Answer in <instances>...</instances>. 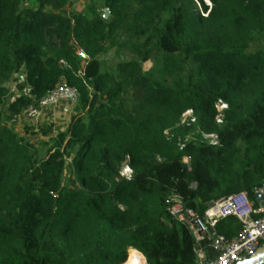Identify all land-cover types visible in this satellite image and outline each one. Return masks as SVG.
Segmentation results:
<instances>
[{
    "label": "trees",
    "instance_id": "trees-1",
    "mask_svg": "<svg viewBox=\"0 0 264 264\" xmlns=\"http://www.w3.org/2000/svg\"><path fill=\"white\" fill-rule=\"evenodd\" d=\"M68 2L0 0V264H124L131 249L193 264L195 239L167 199L202 215L264 184V0H104L108 19ZM119 44L128 58L104 71ZM62 80L75 114L39 148L13 122ZM242 226L229 216L217 230L231 239Z\"/></svg>",
    "mask_w": 264,
    "mask_h": 264
},
{
    "label": "built area",
    "instance_id": "built-area-1",
    "mask_svg": "<svg viewBox=\"0 0 264 264\" xmlns=\"http://www.w3.org/2000/svg\"><path fill=\"white\" fill-rule=\"evenodd\" d=\"M81 57L86 59L84 53ZM62 63L65 64V62ZM76 99V89L61 82L38 103L29 105L24 113L29 118L38 119L44 108L56 105L63 100L75 102ZM225 105L222 102L217 104L218 110L226 109L227 105L224 107ZM186 114L190 116L192 110L187 111L183 117ZM185 118H182V123L187 121ZM192 121L195 119L192 118ZM221 121L219 116L218 122ZM204 136L211 139L212 144H217L216 136ZM184 160L188 162V157H185ZM259 194L264 197V184L254 192L245 190L238 195L212 200L207 204L202 215H197L185 208L177 195L167 199V211L171 218L185 223L193 234L197 256L193 264H235L250 257L264 244V204L257 199ZM229 216H236L243 224L239 234L231 239L220 234L217 230L218 222ZM136 251L129 250L126 262L129 260L130 254ZM138 253L141 258L137 264H147L146 258L140 252Z\"/></svg>",
    "mask_w": 264,
    "mask_h": 264
},
{
    "label": "rangeland",
    "instance_id": "rangeland-1",
    "mask_svg": "<svg viewBox=\"0 0 264 264\" xmlns=\"http://www.w3.org/2000/svg\"><path fill=\"white\" fill-rule=\"evenodd\" d=\"M199 10L202 11L201 4L198 3ZM205 4L210 5L209 0H205ZM109 9L105 6L104 0H69L66 6V12H81L85 13L89 17L93 16H101L103 17L105 11ZM205 15V14H204ZM111 16V13L109 17ZM121 44L118 46H110L108 51L105 54L100 56L101 61L103 63V70L111 72L116 65L125 59L128 58V54L126 51L122 50L120 52L119 48ZM144 70L148 71L152 68V62H146L143 64ZM25 76L24 72L18 75L16 79L11 80L7 87L12 90L16 91V85L19 81H24ZM62 82H65L64 80ZM25 92H28L27 90ZM76 102L63 100L57 103L56 105L49 106L50 109L42 113L38 119L29 118L24 112L22 115L15 117L14 129L19 134L28 138L33 144L38 146L39 148L43 147V141H48L49 138L56 136L59 130H66L70 124V120L73 115V111L75 110ZM59 105V106H58ZM55 106V108H53ZM58 111V112H57ZM54 112V113H51ZM51 113V114H50ZM189 115L186 114L187 119ZM194 133H190L185 137V142L189 144V142L194 139ZM205 138V137H204ZM182 140V139H181ZM52 143H47L46 147H49ZM188 150L191 151L189 145L187 146ZM126 167V164L120 174L122 178L129 179L132 175V170L128 167L130 171L127 174H123ZM73 172V164L71 159H68L66 162L65 167V176L66 182L69 184V179L72 176ZM137 252V251H136ZM138 253V252H137ZM140 255V254H139ZM128 262V261H127ZM127 262L125 264H127Z\"/></svg>",
    "mask_w": 264,
    "mask_h": 264
},
{
    "label": "water",
    "instance_id": "water-1",
    "mask_svg": "<svg viewBox=\"0 0 264 264\" xmlns=\"http://www.w3.org/2000/svg\"><path fill=\"white\" fill-rule=\"evenodd\" d=\"M109 15L110 10L107 9L103 17L105 19H108ZM257 199L259 201H262V203L264 204V197L261 194L258 195ZM235 264H264V244L259 247L250 257Z\"/></svg>",
    "mask_w": 264,
    "mask_h": 264
},
{
    "label": "bare ground",
    "instance_id": "bare-ground-1",
    "mask_svg": "<svg viewBox=\"0 0 264 264\" xmlns=\"http://www.w3.org/2000/svg\"><path fill=\"white\" fill-rule=\"evenodd\" d=\"M126 168H128V167H126ZM140 258H141V256L139 255V253H137V252L131 253L127 264H137L139 262Z\"/></svg>",
    "mask_w": 264,
    "mask_h": 264
},
{
    "label": "crops",
    "instance_id": "crops-1",
    "mask_svg": "<svg viewBox=\"0 0 264 264\" xmlns=\"http://www.w3.org/2000/svg\"><path fill=\"white\" fill-rule=\"evenodd\" d=\"M62 81H63V80H62ZM62 81H61V82H62ZM58 106H59V105H58ZM53 108H55V106H54ZM48 109H50V108H49V107L44 108V109L42 110V113L44 114V112L47 111ZM57 112H58V111H57ZM51 113H54V112H51ZM51 113H50V114H51ZM74 114H75V110L73 111V115H74ZM73 115H72V116H73ZM70 121H71V120H70ZM64 130H65V129H64ZM53 137H55V136H53Z\"/></svg>",
    "mask_w": 264,
    "mask_h": 264
},
{
    "label": "snow or ice",
    "instance_id": "snow-or-ice-1",
    "mask_svg": "<svg viewBox=\"0 0 264 264\" xmlns=\"http://www.w3.org/2000/svg\"><path fill=\"white\" fill-rule=\"evenodd\" d=\"M81 55H83V53H81ZM224 107H226V105ZM129 171L130 170L126 168L123 174H127Z\"/></svg>",
    "mask_w": 264,
    "mask_h": 264
},
{
    "label": "clouds",
    "instance_id": "clouds-1",
    "mask_svg": "<svg viewBox=\"0 0 264 264\" xmlns=\"http://www.w3.org/2000/svg\"><path fill=\"white\" fill-rule=\"evenodd\" d=\"M129 167V166H128ZM130 168V167H129Z\"/></svg>",
    "mask_w": 264,
    "mask_h": 264
}]
</instances>
